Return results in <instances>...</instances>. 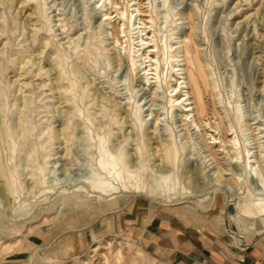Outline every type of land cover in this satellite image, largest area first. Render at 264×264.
<instances>
[{"label":"rangeland","instance_id":"obj_1","mask_svg":"<svg viewBox=\"0 0 264 264\" xmlns=\"http://www.w3.org/2000/svg\"><path fill=\"white\" fill-rule=\"evenodd\" d=\"M149 45L146 83L132 55ZM262 165L264 0H0V264H166L126 221L135 204L264 250V212H248L264 203Z\"/></svg>","mask_w":264,"mask_h":264},{"label":"crops","instance_id":"obj_2","mask_svg":"<svg viewBox=\"0 0 264 264\" xmlns=\"http://www.w3.org/2000/svg\"><path fill=\"white\" fill-rule=\"evenodd\" d=\"M145 206L133 205L126 221L166 264H264L261 246L238 249L227 232L214 231L173 208Z\"/></svg>","mask_w":264,"mask_h":264},{"label":"bare ground","instance_id":"obj_3","mask_svg":"<svg viewBox=\"0 0 264 264\" xmlns=\"http://www.w3.org/2000/svg\"><path fill=\"white\" fill-rule=\"evenodd\" d=\"M96 6V5H95ZM100 9V8H99ZM121 16V15H120ZM104 20L108 21H112V19L114 18L112 14L110 13H106L105 16H104ZM122 18V16H121ZM130 17H128L127 19V22L126 23H130ZM132 20V19H131ZM140 20L143 21L142 18H140ZM103 21V20H102ZM112 23V22H111ZM142 24H147L146 22H143ZM148 34H150V31L148 32ZM149 39V38H148ZM144 40V39H143ZM147 42L144 43L143 41V45L147 44ZM140 45V44H139ZM142 47V46H141ZM142 49L140 48L138 51H141ZM137 51V50H136ZM137 51V52H138ZM151 52H154L153 50V46L149 45L147 48H146V51L142 52V54L140 55V60H137V55L134 54L132 55V66L134 67V69L138 70L140 69L141 66H143L147 61L148 58H150V62H153V54H151ZM187 53L188 55L191 56V60L187 59V62L184 63L186 66L185 67V72H186V80H188L187 83H189V86H190V90H191V93L192 94V105H195L198 112L199 113H203L205 111V108H206V104L204 102V99H203V89H202V82H201V77L204 75V68L203 66L201 65V62H200V58H199V50L197 48V44L194 40V38L192 36H189L188 37V44H187ZM184 61H186V59H184ZM139 62L140 65H139ZM188 63H192L194 65V67H191L190 65H188ZM154 63H152L153 65ZM148 66L147 64L144 65V67H142V71H144V74L145 75V79H146V83H149L150 80L149 78L147 77L148 76ZM177 66V65H175ZM153 70V69H152ZM178 70V69H177ZM158 77L161 78V75L158 74ZM180 77L176 79V86L174 87L173 89V92H176L175 95L171 96V99L173 100L174 99V103L172 104V107L173 108H176L177 109H180L182 111V116L185 118L184 120H187L188 117H190V115L192 113H189L190 110H192L194 112V108L193 109H189V108H183V106L185 105L184 104V99H183V95H182V90H183V87H182V84L183 82H180ZM145 83V84H146ZM151 83V82H150ZM153 83V82H152ZM186 83V82H185ZM151 85V84H150ZM183 105V106H182ZM177 106L179 108H177ZM188 105H186L187 107ZM139 111V107L136 108V112H135V116H136V119H138V112ZM200 127V126H199ZM165 145V144H164ZM223 148V147H222ZM168 153V152H167ZM158 155V154H157ZM249 155V153H248ZM246 155V156H248ZM252 157V156H251ZM172 158V157H171ZM212 158V157H211ZM237 158V157H236ZM238 159V158H237ZM169 161V160H168ZM252 161V160H251ZM245 162V161H244ZM243 162V163H244ZM248 162L246 161L245 163V169L248 171V173L251 174V171L249 170V166L247 164ZM250 164V163H249ZM157 165H162V164H157ZM99 166H100V169L104 170V171H107L111 177L117 179V174L118 172L115 171V168L112 167L110 161L106 160V158L104 157V155L102 156V159L99 163ZM187 166V165H186ZM253 167V166H252ZM263 167V176H261V180H260V188L262 189L263 191V195H264V165H262ZM252 170V169H251ZM108 174V175H109ZM186 175V174H185ZM188 176V175H187ZM222 176V175H221ZM186 177V176H185ZM252 179H253V176H251ZM164 179V178H163ZM185 179V178H184ZM108 180V179H107ZM180 180V179H179ZM187 180V179H186ZM181 183V182H180ZM169 185V184H168ZM181 186V185H180ZM112 187V184L107 182L106 180H103V179H97V185H96V188H100L102 191L105 190L107 191L108 189H110ZM163 187V186H162ZM170 187V185H169ZM164 188V187H163ZM155 191V190H154ZM139 192V191H138ZM163 193V192H162ZM184 194V193H183ZM182 195V194H181ZM150 196V195H149ZM154 197V196H153ZM181 197V196H180ZM200 202V201H199ZM198 202V203H199ZM257 208L254 206L252 208H250V210L248 211L250 215H259V214H262L264 212V203L261 204V206L258 208V211H253V210H256Z\"/></svg>","mask_w":264,"mask_h":264}]
</instances>
